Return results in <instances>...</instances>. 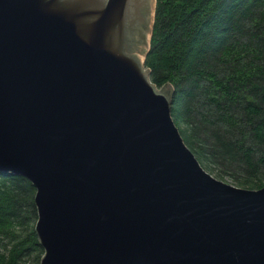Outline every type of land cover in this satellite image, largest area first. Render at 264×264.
I'll return each mask as SVG.
<instances>
[{
	"label": "water",
	"instance_id": "water-1",
	"mask_svg": "<svg viewBox=\"0 0 264 264\" xmlns=\"http://www.w3.org/2000/svg\"><path fill=\"white\" fill-rule=\"evenodd\" d=\"M154 8L0 0V171L35 187L40 264H264V186L204 169L149 79Z\"/></svg>",
	"mask_w": 264,
	"mask_h": 264
},
{
	"label": "trees",
	"instance_id": "trees-1",
	"mask_svg": "<svg viewBox=\"0 0 264 264\" xmlns=\"http://www.w3.org/2000/svg\"><path fill=\"white\" fill-rule=\"evenodd\" d=\"M202 167L264 186V0H156L144 61ZM35 187L0 171V264H40Z\"/></svg>",
	"mask_w": 264,
	"mask_h": 264
},
{
	"label": "rangeland",
	"instance_id": "rangeland-1",
	"mask_svg": "<svg viewBox=\"0 0 264 264\" xmlns=\"http://www.w3.org/2000/svg\"><path fill=\"white\" fill-rule=\"evenodd\" d=\"M153 1V7H152V11H153V8H154V0H152ZM151 22H152V17H151ZM145 69H147L146 67H145ZM157 90H164V93L166 94V95H169V92L171 91L172 92V87H171V85L170 84H164V85H162V86H160V87H155ZM212 175H214V173H212ZM224 181H226V182H229V183H231V181L229 180V179H224Z\"/></svg>",
	"mask_w": 264,
	"mask_h": 264
},
{
	"label": "flooded vegetation",
	"instance_id": "flooded-vegetation-1",
	"mask_svg": "<svg viewBox=\"0 0 264 264\" xmlns=\"http://www.w3.org/2000/svg\"><path fill=\"white\" fill-rule=\"evenodd\" d=\"M141 7H140V12H141V14H142V21L144 20V18H145V16H146V11H147V8H148V5H146V4H142V5H140ZM144 7V8H143ZM137 27H140V24L139 25H137Z\"/></svg>",
	"mask_w": 264,
	"mask_h": 264
},
{
	"label": "bare ground",
	"instance_id": "bare-ground-1",
	"mask_svg": "<svg viewBox=\"0 0 264 264\" xmlns=\"http://www.w3.org/2000/svg\"><path fill=\"white\" fill-rule=\"evenodd\" d=\"M152 7H153V1H152ZM149 36H150V34L147 33L146 34V45H145V47H147V45H148ZM139 58L142 61L143 60V55H139Z\"/></svg>",
	"mask_w": 264,
	"mask_h": 264
}]
</instances>
